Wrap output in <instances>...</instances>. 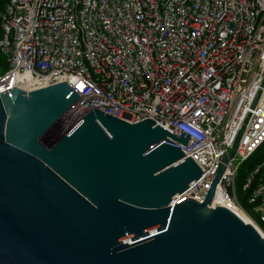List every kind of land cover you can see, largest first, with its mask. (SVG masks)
<instances>
[{
    "label": "built area",
    "instance_id": "built-area-1",
    "mask_svg": "<svg viewBox=\"0 0 264 264\" xmlns=\"http://www.w3.org/2000/svg\"><path fill=\"white\" fill-rule=\"evenodd\" d=\"M1 21L0 93L68 83L58 133L95 109L186 133L203 175L183 199L204 201L242 131L213 206L243 211L236 177L264 146V0H10ZM251 187L260 223L243 213L264 237V160Z\"/></svg>",
    "mask_w": 264,
    "mask_h": 264
},
{
    "label": "water",
    "instance_id": "water-1",
    "mask_svg": "<svg viewBox=\"0 0 264 264\" xmlns=\"http://www.w3.org/2000/svg\"><path fill=\"white\" fill-rule=\"evenodd\" d=\"M78 98L0 93V264H264L259 230L213 206L242 131L204 201L183 199L203 175L189 135L98 109L58 134Z\"/></svg>",
    "mask_w": 264,
    "mask_h": 264
},
{
    "label": "trees",
    "instance_id": "trees-1",
    "mask_svg": "<svg viewBox=\"0 0 264 264\" xmlns=\"http://www.w3.org/2000/svg\"><path fill=\"white\" fill-rule=\"evenodd\" d=\"M10 0H0V42L3 39L4 32L2 29V21L1 17L4 11L6 10L7 5L9 4ZM9 68V63L7 58L2 54L0 49V77L3 76ZM264 150V146L261 148V151ZM260 152V150L258 151ZM257 152V153H258ZM256 153V154H257ZM256 154L252 156L249 161L239 170L237 177H236V194L237 199L241 207L256 221L260 223L259 216L254 212L253 206L248 203V197L251 194L252 187L245 189V183L255 169V167L262 163L264 160V154L256 157Z\"/></svg>",
    "mask_w": 264,
    "mask_h": 264
},
{
    "label": "bare ground",
    "instance_id": "bare-ground-1",
    "mask_svg": "<svg viewBox=\"0 0 264 264\" xmlns=\"http://www.w3.org/2000/svg\"><path fill=\"white\" fill-rule=\"evenodd\" d=\"M63 132L64 130H62L58 134H62ZM232 210L235 211L243 220H245L246 222H249L248 217L241 210L235 209V208H232Z\"/></svg>",
    "mask_w": 264,
    "mask_h": 264
},
{
    "label": "rangeland",
    "instance_id": "rangeland-1",
    "mask_svg": "<svg viewBox=\"0 0 264 264\" xmlns=\"http://www.w3.org/2000/svg\"><path fill=\"white\" fill-rule=\"evenodd\" d=\"M262 154H264V150H260V152H258L257 154H256V157H259L260 155H262ZM243 209V208H242ZM242 212H246L244 209H243V211ZM247 213V212H246ZM254 220V219H253ZM255 221V220H254ZM256 222V221H255Z\"/></svg>",
    "mask_w": 264,
    "mask_h": 264
}]
</instances>
